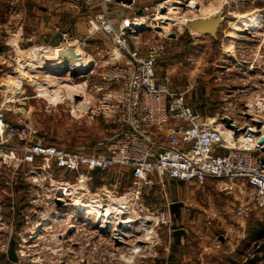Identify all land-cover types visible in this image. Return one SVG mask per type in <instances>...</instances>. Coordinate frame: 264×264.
Wrapping results in <instances>:
<instances>
[{
  "label": "rangeland",
  "instance_id": "rangeland-1",
  "mask_svg": "<svg viewBox=\"0 0 264 264\" xmlns=\"http://www.w3.org/2000/svg\"><path fill=\"white\" fill-rule=\"evenodd\" d=\"M105 1L0 0V109L8 123L36 128L37 139L51 146L86 152L117 129L107 124L103 115L87 114L81 108L88 103L97 105L98 94L92 85L101 83L104 62L114 50L101 32L78 47L99 63L93 74L91 69L81 74L61 69L53 70L61 75L54 82L50 77L37 80L34 70L38 61L31 59V53L38 49L47 48L49 53L48 47L59 46L60 35L65 32L75 40L84 31L86 39L90 18L104 7L115 28L137 16L148 18L149 30L141 32L138 41H129L130 50H138L143 56L148 46L160 49L156 66L159 81L175 91L189 90L188 103L201 110L204 117L249 109L264 114V0H193L191 8L188 4L172 7L169 0H131V4ZM161 6L167 7L164 15ZM218 14L225 21L214 39L188 27L190 21ZM255 17H260L259 27L241 32L245 22ZM48 58L38 67L40 75L48 73V61L56 59L53 52ZM67 81L84 85L86 91L81 95L86 104L78 107L82 98L72 102L75 98L65 86ZM9 144L22 145L18 139ZM16 157L22 161L24 152L19 149ZM21 161L19 166L8 161L0 165V216L4 218L0 226V264H264V217L253 212L238 219L226 213L246 200L245 186L237 185L228 195L220 192L221 185L216 181L205 188L167 181L168 199L184 203L183 219L174 216L171 226L163 225L162 217L158 225L155 218L146 224L138 221L120 243L112 239L116 234L112 226L100 228L101 232L75 218L71 210L81 202L78 195L66 207L57 203L56 191L48 194L44 177L34 175L40 172L34 166H41L39 162L32 165ZM120 171L95 173L93 191L110 189ZM74 178L66 179L73 183ZM117 192L115 198L124 191ZM143 202L150 211L161 212L166 196L156 185L148 189ZM48 226L51 229L47 230ZM148 226L155 229L152 237L144 233ZM179 229L186 230V235L176 245L174 233ZM13 240L15 249L22 253L19 262L9 260L8 246Z\"/></svg>",
  "mask_w": 264,
  "mask_h": 264
},
{
  "label": "built area",
  "instance_id": "built-area-1",
  "mask_svg": "<svg viewBox=\"0 0 264 264\" xmlns=\"http://www.w3.org/2000/svg\"><path fill=\"white\" fill-rule=\"evenodd\" d=\"M111 1L115 0L105 2ZM140 17L128 19L132 22L130 25L124 20L119 28H115L104 7L90 18L91 28L86 39L74 40L65 32L60 35V45L52 47L54 50L78 48L97 32L114 45V50L109 52L108 60L104 62L101 83L92 85V90L98 94L97 105L88 103L81 108L87 114L103 115L106 123L114 124L117 129L110 136L99 139L90 147V152L72 151L37 139L38 131L32 126L8 123L0 109V165L17 162L14 164L19 166L21 160L18 161L16 154L20 149L24 152L21 162L41 164L34 165L35 170L40 171L34 172V175L44 177L48 194H55L56 191L58 195L54 197L57 203L66 207L76 195L81 202L95 197L92 207L106 216L97 225L96 221L86 223L98 230L103 226H112L111 231L114 232L125 222L131 225L132 230L138 221L146 224L154 218L158 220V225L160 217L163 225L171 226L175 215L170 207L174 202L167 197V181L204 188L211 181H216L221 185L220 192L228 195L233 194L237 185L245 186L248 190L246 200H240L226 213L238 219H245L253 212H259L264 217V144L259 145L260 139L264 138V114L249 109L237 114L228 112L221 117H204L201 110L188 103L189 90L175 91L159 81L156 66L160 49L148 46L143 56L138 50H130L129 41H138L140 33L134 29L128 32L126 28L138 21L150 26L148 18L143 16L139 20ZM98 64L92 60L90 74L98 69ZM51 94H54L53 91ZM76 97L84 99L80 93L72 102L77 100ZM225 117L232 119L238 132L227 128L223 122ZM257 122L261 123V127L256 125ZM13 139H18L22 145L9 144ZM117 168L121 171L119 177L113 178L110 189L93 191L95 173ZM59 173L63 175L58 176ZM127 173L130 177H126ZM67 177H75L74 182ZM156 185L166 196V205L161 212L150 211L143 202L148 189ZM121 189L124 192L117 198L120 213L114 210L106 213L109 199L115 198ZM67 191L71 194L68 198L64 196ZM3 222L4 218L0 216V226ZM113 240L122 243L123 238ZM21 254L16 249L18 262Z\"/></svg>",
  "mask_w": 264,
  "mask_h": 264
},
{
  "label": "bare ground",
  "instance_id": "bare-ground-1",
  "mask_svg": "<svg viewBox=\"0 0 264 264\" xmlns=\"http://www.w3.org/2000/svg\"><path fill=\"white\" fill-rule=\"evenodd\" d=\"M169 3H170V5L172 7H174V6H183L185 4H188V6H187L188 8H191V5L195 4V2L193 0H169ZM176 9L179 10L178 7ZM143 18L144 17L142 16V17L139 18V20H141ZM259 18L260 17H255L252 20H250L248 22H245L244 29H241V32L247 31V30H251L252 28L255 29L256 27H259L258 26L259 23H257ZM138 22H140V21H138ZM127 23H128L127 25H129L131 22L128 21ZM139 24H140L139 26L143 25L142 22H140ZM136 25H138V24H136ZM95 26H94V28H96ZM237 31H240V30L237 29ZM48 49H50L49 53H46V52H48L47 48L42 49L41 51L34 52V55H33V53H31L32 54L31 59H33V61L34 60L38 61L37 62L38 66L36 67L37 69L34 72L37 80H40L43 77L44 78L45 77H50L51 81L54 82V81L57 80V78H60L58 76H61V75L57 71H53V70H61V69L69 70L70 69L69 70L70 73L81 74V73H87L91 69V67L93 66L92 65V61L89 59V57L86 56L85 54H83L85 52H83L79 48H71V49L70 48H67V49L66 48H55V50H54V48L48 47ZM52 52H53V55L55 56L56 59L48 61L49 64L47 63V67H51L50 71L48 73L46 72V73H42L40 75V71H39L40 68H38V67L41 65L42 60L48 58V54H50ZM51 58H53V57L51 56ZM47 74H49V76ZM65 86L70 91L73 99L75 98V95H80V93L86 91L84 85L80 86V85L75 84L74 82H70L69 83V81H67ZM86 102H87L86 99L85 100L83 99L78 104V107L80 106V104H86ZM64 196H66L68 198V197L71 196V194L69 193V191H67L64 194ZM92 202H93V197L92 198L90 197L86 201L79 202L80 204H77V206H80L78 209H77V206H76V208H74V210H71V211H72V214H74V216H75V218L77 220L81 219L84 222H87V221L94 222V221H96V225H97V223H99L100 219H102V217H105L106 215L101 213L99 211V209L92 207ZM108 202H109V207L106 210V213H112L110 211H113V210L115 212L120 213L118 211V206L117 205H119V200L117 198H110ZM96 212H98V217H97V213ZM129 222L132 223L133 221L129 220ZM145 227H147V226L145 225ZM74 228L76 229V227H74ZM107 228L108 227L103 226L101 228V230H106ZM49 229H51V227L48 226L47 230H49ZM130 230H131V225L130 224H128L126 222L123 225L121 224L120 227H117V228L114 229V232H117L116 233L117 237L115 238V236H113V239H115V240L116 239H120L121 240L124 236L128 235V232H130ZM154 230L155 229H153L151 226H149L148 228L144 229V231H145L144 233H147V236L152 237L151 235H153L155 233ZM120 236H123V237H120Z\"/></svg>",
  "mask_w": 264,
  "mask_h": 264
},
{
  "label": "water",
  "instance_id": "water-1",
  "mask_svg": "<svg viewBox=\"0 0 264 264\" xmlns=\"http://www.w3.org/2000/svg\"><path fill=\"white\" fill-rule=\"evenodd\" d=\"M120 2H126L131 4L132 1L131 0H119ZM141 12H139L140 14ZM167 13V7L162 8L161 9V14L164 15ZM225 21L224 17L222 16V14H218L216 17H212L209 19H198V20H193L190 21L188 24V27L190 30L197 32L199 34L202 35H208L210 37H212L213 39L217 36V33L219 31L220 26L223 24V22ZM131 29H134L135 32L137 33H141L145 30H149V27L147 26H139V25H132L131 27L126 28V30L128 32L131 31ZM78 74V73H75ZM74 75V74H73ZM76 99H78V97H76ZM223 122L226 124L228 129L234 130L236 132H238V128L233 124L232 119L225 117L223 119ZM256 125L258 127H261V123L257 122ZM264 144V138H261L259 141V145H263ZM184 207V203L183 202H174L170 209L172 211V213L175 215L176 219H180V215H181V208ZM186 230L184 229H179V230H175L174 235L176 236V245H180L181 243V238L183 236L186 235ZM9 260L12 262H17L18 261V256L16 255V249H15V242L14 240L11 241L10 243V247H9Z\"/></svg>",
  "mask_w": 264,
  "mask_h": 264
},
{
  "label": "crops",
  "instance_id": "crops-1",
  "mask_svg": "<svg viewBox=\"0 0 264 264\" xmlns=\"http://www.w3.org/2000/svg\"><path fill=\"white\" fill-rule=\"evenodd\" d=\"M85 35H86V33L84 31H81V33H78V35H76L77 36L76 39H83L85 37ZM173 202H175V201H173ZM178 202H181V201H178ZM183 215H185V214L183 213V208H181L180 219H181V217L183 219ZM228 226L230 227V225H228ZM228 226H227V228H229ZM183 239L185 240V238L182 237V242L184 241ZM238 240H240V239H238Z\"/></svg>",
  "mask_w": 264,
  "mask_h": 264
}]
</instances>
